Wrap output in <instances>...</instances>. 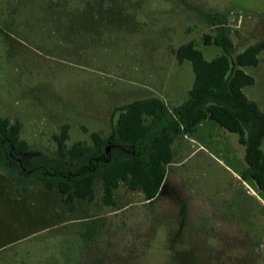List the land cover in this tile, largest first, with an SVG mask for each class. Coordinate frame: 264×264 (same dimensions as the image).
Instances as JSON below:
<instances>
[{
  "label": "rangeland",
  "instance_id": "rangeland-1",
  "mask_svg": "<svg viewBox=\"0 0 264 264\" xmlns=\"http://www.w3.org/2000/svg\"><path fill=\"white\" fill-rule=\"evenodd\" d=\"M202 12L226 16L238 52L264 42V0H0V118L19 121L29 145L0 161L35 179L24 191L0 167V264H264V194L241 178L238 134L211 119L175 141L152 202L124 182L116 206L101 182L92 200L67 202L36 173L59 165L65 124L68 147L91 144L133 100L183 102L195 73L175 50L192 40L207 60L222 53L204 43L213 29ZM245 70L255 82L244 91L264 110V49Z\"/></svg>",
  "mask_w": 264,
  "mask_h": 264
},
{
  "label": "trees",
  "instance_id": "trees-1",
  "mask_svg": "<svg viewBox=\"0 0 264 264\" xmlns=\"http://www.w3.org/2000/svg\"><path fill=\"white\" fill-rule=\"evenodd\" d=\"M201 14L213 29L204 35V43L219 46L222 53L207 60L192 40L175 50L178 63L191 61L195 73L187 98L173 108L158 96L133 100L115 110L118 115L107 136L99 131L91 133V144L78 142L68 147L70 126L63 125L54 136L59 165L54 169L41 166L36 171L48 172L41 182L45 188L74 202L76 198L92 200L95 185L101 182L104 204L116 206L114 191L124 182L131 190H140L146 201H155L174 159L175 141L195 134L203 121L211 119L238 134L247 164L241 178L254 182L264 194V110L244 91L255 82L245 68L258 65L264 42L238 52L226 16L219 12ZM20 133L19 121L0 118V153L27 151L29 145ZM14 162L17 169L21 167L18 160ZM0 167L14 184H22L24 191L35 183L33 175L18 174L1 161ZM95 233L89 229L84 237L91 239Z\"/></svg>",
  "mask_w": 264,
  "mask_h": 264
}]
</instances>
